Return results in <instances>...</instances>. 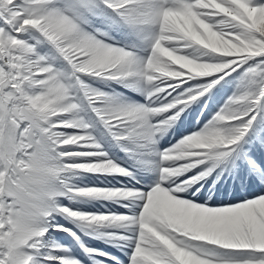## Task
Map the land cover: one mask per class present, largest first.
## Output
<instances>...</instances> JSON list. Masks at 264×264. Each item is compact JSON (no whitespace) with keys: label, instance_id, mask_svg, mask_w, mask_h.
Masks as SVG:
<instances>
[{"label":"snow or ice","instance_id":"snow-or-ice-1","mask_svg":"<svg viewBox=\"0 0 264 264\" xmlns=\"http://www.w3.org/2000/svg\"><path fill=\"white\" fill-rule=\"evenodd\" d=\"M0 264H264V0H0Z\"/></svg>","mask_w":264,"mask_h":264}]
</instances>
